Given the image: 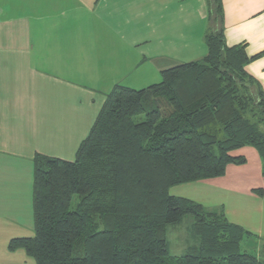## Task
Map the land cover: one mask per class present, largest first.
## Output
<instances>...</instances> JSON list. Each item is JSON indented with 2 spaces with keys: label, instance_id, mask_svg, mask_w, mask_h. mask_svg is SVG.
<instances>
[{
  "label": "trees",
  "instance_id": "obj_1",
  "mask_svg": "<svg viewBox=\"0 0 264 264\" xmlns=\"http://www.w3.org/2000/svg\"><path fill=\"white\" fill-rule=\"evenodd\" d=\"M207 3L202 59L162 70L146 88L115 85L73 161L35 157V233L9 249L36 264H264L241 250L247 232L222 212L169 194L244 163L231 151L245 145L260 153L264 176V99L243 70V46L225 44L221 1ZM187 215L200 242L172 255L167 229Z\"/></svg>",
  "mask_w": 264,
  "mask_h": 264
},
{
  "label": "crops",
  "instance_id": "obj_2",
  "mask_svg": "<svg viewBox=\"0 0 264 264\" xmlns=\"http://www.w3.org/2000/svg\"><path fill=\"white\" fill-rule=\"evenodd\" d=\"M220 1L225 44L243 46V70L264 99V0ZM208 14L207 0H0V264H36L9 249L35 233V157L73 161L115 85L146 88L162 70L202 59ZM236 151L244 167L251 154L257 187L229 176L228 164L221 176L179 184L193 195L169 194L222 212L261 251L262 157L251 145Z\"/></svg>",
  "mask_w": 264,
  "mask_h": 264
},
{
  "label": "rangeland",
  "instance_id": "obj_3",
  "mask_svg": "<svg viewBox=\"0 0 264 264\" xmlns=\"http://www.w3.org/2000/svg\"><path fill=\"white\" fill-rule=\"evenodd\" d=\"M157 81H161V75L159 76ZM149 84H144V85L149 86ZM137 85H139V84H137ZM138 87H140V86H138ZM136 119L142 120L143 114L137 116ZM260 130L264 134V126H261ZM231 154L238 156L239 152L236 151V149H235V150L231 151ZM245 156L248 157V160H249L248 166L247 165L245 167L243 166V164L245 162L242 164H235V168H228L227 174H229V176L242 174V176L244 175L248 184L257 187L261 183V179H260L261 177H259V175L256 174V172H254V160H253L251 154L245 153ZM187 186H189V185L187 184ZM194 187L195 186H192V187L189 186V189H187L188 187H183V185H181V186L175 185L172 187V189L170 188V190L172 191V194L175 193L176 195H183V194L193 195L192 194L193 193L192 188H194ZM196 197L198 198L197 195H196ZM204 201L207 202L208 199H204ZM207 205H208L207 207L212 206V205L209 206V204H207ZM234 206L237 207L236 205H234ZM218 212H220V211H218ZM248 239H250V241H251V239H253V237H250ZM166 240H167V250L170 254H173V255H182L184 253H187L186 251L188 250V248L193 247V246H198V244L200 242V238L194 232L193 217L191 215H187V216L183 217V219L178 224L170 225L167 229ZM246 240L247 239L245 238L244 241L241 242V244H240L241 250L242 251L244 250L245 252L253 253L256 256H258L259 258L264 259V247L259 245V247H261V251L260 250L257 251V248L255 245L250 244L249 246H246L245 245Z\"/></svg>",
  "mask_w": 264,
  "mask_h": 264
}]
</instances>
